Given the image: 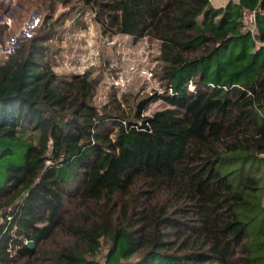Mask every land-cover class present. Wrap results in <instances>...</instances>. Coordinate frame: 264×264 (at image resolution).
Instances as JSON below:
<instances>
[{"label": "trees", "instance_id": "trees-1", "mask_svg": "<svg viewBox=\"0 0 264 264\" xmlns=\"http://www.w3.org/2000/svg\"><path fill=\"white\" fill-rule=\"evenodd\" d=\"M79 1L159 43L165 92L129 119L40 36L0 62V264H264V0Z\"/></svg>", "mask_w": 264, "mask_h": 264}, {"label": "rangeland", "instance_id": "rangeland-1", "mask_svg": "<svg viewBox=\"0 0 264 264\" xmlns=\"http://www.w3.org/2000/svg\"><path fill=\"white\" fill-rule=\"evenodd\" d=\"M5 15L12 18L10 24L1 20ZM94 18V12L79 0H0V24L7 26L0 35V62L40 36L58 76L88 74L97 83L93 104L105 113L120 111L130 119L140 101L165 92L160 45L148 38L103 36ZM143 71L154 76L146 79ZM163 108L162 101L153 103L145 116ZM107 253L104 245L96 260L103 263Z\"/></svg>", "mask_w": 264, "mask_h": 264}, {"label": "built area", "instance_id": "built-area-1", "mask_svg": "<svg viewBox=\"0 0 264 264\" xmlns=\"http://www.w3.org/2000/svg\"><path fill=\"white\" fill-rule=\"evenodd\" d=\"M5 20L8 24L11 23V17H7L5 15ZM242 21L244 23L245 30L252 34L254 37H258V27H257V13L254 10L245 9L242 13ZM142 75L146 77V79H150L154 76L152 71H143Z\"/></svg>", "mask_w": 264, "mask_h": 264}, {"label": "crops", "instance_id": "crops-1", "mask_svg": "<svg viewBox=\"0 0 264 264\" xmlns=\"http://www.w3.org/2000/svg\"><path fill=\"white\" fill-rule=\"evenodd\" d=\"M230 1L238 2L239 0H212V5L215 8H224ZM1 20H5L4 17L1 18ZM1 49H0V57H1Z\"/></svg>", "mask_w": 264, "mask_h": 264}, {"label": "water", "instance_id": "water-1", "mask_svg": "<svg viewBox=\"0 0 264 264\" xmlns=\"http://www.w3.org/2000/svg\"><path fill=\"white\" fill-rule=\"evenodd\" d=\"M27 246H28V248H30V249H34V247H35V243L32 242V241H29V242L27 243Z\"/></svg>", "mask_w": 264, "mask_h": 264}]
</instances>
